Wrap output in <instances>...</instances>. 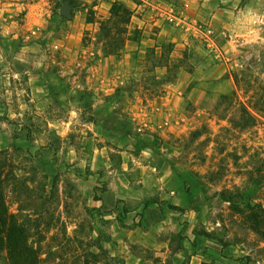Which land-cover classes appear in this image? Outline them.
<instances>
[{"label":"rangeland","instance_id":"374dc122","mask_svg":"<svg viewBox=\"0 0 264 264\" xmlns=\"http://www.w3.org/2000/svg\"><path fill=\"white\" fill-rule=\"evenodd\" d=\"M115 3L130 27L107 24ZM1 151L41 264H176L131 196L149 155L172 172L170 217L264 264L240 212L264 205V0H0Z\"/></svg>","mask_w":264,"mask_h":264},{"label":"crops","instance_id":"0c3cea01","mask_svg":"<svg viewBox=\"0 0 264 264\" xmlns=\"http://www.w3.org/2000/svg\"><path fill=\"white\" fill-rule=\"evenodd\" d=\"M153 155H149V159L145 163H139L143 166L144 177H136L135 184H145L150 190L147 194L134 192L131 196L143 206L146 210L147 217L144 218L146 231L152 228H159L160 232V254L162 257L173 258L176 260V264H181L182 259L186 258V253L188 254L189 264H253V262H248L245 257H234L231 259L225 251L223 252L221 247L216 249H207L213 240L198 235L197 232V217L193 214V211L187 212H176L177 214H182L180 217H170L168 212L170 210L168 204L172 202V194H168V190L172 193L173 176L172 172L166 170V167L160 166V163H155ZM139 169V168H138ZM159 170V171H157ZM153 185V186H152ZM157 187L159 190L158 197H154L152 193V188ZM145 189V187H144ZM164 191V194L160 195V190ZM114 196L116 198L127 199L130 198V193L126 190L120 188L114 189ZM165 195V197H163ZM161 196V199H160ZM142 231V230H141ZM149 233V232H148ZM177 237L182 239L185 243V248L187 249H173V238ZM190 240H197L203 245L199 247L188 246L191 242ZM206 246V247H205ZM187 250V251H186Z\"/></svg>","mask_w":264,"mask_h":264},{"label":"trees","instance_id":"16d2710c","mask_svg":"<svg viewBox=\"0 0 264 264\" xmlns=\"http://www.w3.org/2000/svg\"><path fill=\"white\" fill-rule=\"evenodd\" d=\"M111 18L107 21V24H112L115 28L120 27V23H125L126 27H130L132 23L133 13L127 5L124 3H115L110 11ZM102 29L105 30V23H101ZM110 36V33L108 34ZM238 79H236V83ZM244 114H248V110L245 109ZM3 155L4 151L0 152V246L5 247L9 259L12 264H41V255L38 249L30 239L31 229L24 223L19 221L14 213H10L6 200V187L10 186L11 178L9 174L5 175V169L7 168L6 160ZM4 159V160H3ZM22 183V182H21ZM27 183V182H26ZM26 186V184H24ZM228 201H233L235 197H227L226 193L220 194ZM237 198L244 200L243 194H237ZM245 211H248L246 213ZM245 220L252 224V231L262 236L264 240V205L247 203L245 205ZM7 236V244L3 243V235ZM209 236V235H206ZM99 249L104 251V246L99 245Z\"/></svg>","mask_w":264,"mask_h":264},{"label":"water","instance_id":"95a60500","mask_svg":"<svg viewBox=\"0 0 264 264\" xmlns=\"http://www.w3.org/2000/svg\"><path fill=\"white\" fill-rule=\"evenodd\" d=\"M64 14H66V12H64Z\"/></svg>","mask_w":264,"mask_h":264}]
</instances>
